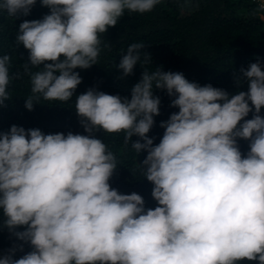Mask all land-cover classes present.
<instances>
[{
	"label": "clouds",
	"instance_id": "clouds-1",
	"mask_svg": "<svg viewBox=\"0 0 264 264\" xmlns=\"http://www.w3.org/2000/svg\"><path fill=\"white\" fill-rule=\"evenodd\" d=\"M39 2L49 14L24 20L15 38L29 52L21 66L30 77L28 111L41 99L69 102L82 83L75 70L96 65L111 47L102 35L125 10L148 13L161 0ZM36 3L0 0V13L27 17ZM143 47L133 43L122 55L121 79L141 62ZM11 60L0 55V108L11 100L9 84L21 78L10 74ZM143 63L151 64L149 54ZM240 71L236 83L246 80L247 91L230 95L179 72L145 69L130 98L95 88L75 97L87 135L16 125L0 132V229L20 242L0 264H264V64ZM154 90L166 91L178 109L160 123L155 145L148 134L161 99ZM97 131L123 133V148L147 153L138 166L153 185L154 209L141 195L111 187L119 162ZM239 141L248 142L246 153ZM25 244L31 251L15 258Z\"/></svg>",
	"mask_w": 264,
	"mask_h": 264
},
{
	"label": "trees",
	"instance_id": "trees-1",
	"mask_svg": "<svg viewBox=\"0 0 264 264\" xmlns=\"http://www.w3.org/2000/svg\"><path fill=\"white\" fill-rule=\"evenodd\" d=\"M259 0H161L151 11L144 14L125 10L117 25L109 28L101 39L111 47L102 50L98 63L89 69H76L82 78L73 98L66 103L49 102L41 99L32 111L25 108V98L31 94L30 77L23 74V63L28 61L29 52L23 45L16 44L19 24L24 20L42 19L49 9L42 7L39 0L27 17H10L0 13V55L11 56L10 74L21 73L8 86L11 100L0 108V132H7L12 125L28 129H39L44 134L69 132L87 135L81 127L75 112V97L88 89L121 97H129L132 87L139 82L145 69L182 73L190 82L199 85L211 84L226 90L230 95L247 91V81L238 86L236 79L242 76L241 69L259 60L264 64V13L253 14L259 7ZM144 45L141 62L133 73L123 76L118 65L127 48L133 44ZM151 56V64L143 63L144 55ZM41 67H43L41 65ZM37 69L33 68L32 71ZM161 99L160 115L154 117L155 124L149 132L154 145L160 142L164 129L159 125L167 121L178 109L170 107L171 99L166 91L154 90ZM264 116V109L261 110ZM252 113L246 119H251ZM96 138L107 143L117 156L118 169L110 184L122 194L133 192L141 195L145 208H155L152 198L153 185L144 179L139 171L147 153L139 155L130 147L123 148V133L109 136L102 131L95 132ZM133 141L139 137H133ZM242 153L248 151V142L239 141ZM3 218L0 216V223ZM22 231L23 229H17ZM20 243L6 228L0 229V255L6 254L13 244ZM31 251L24 245V251L16 252L19 258ZM243 264H249L245 261Z\"/></svg>",
	"mask_w": 264,
	"mask_h": 264
},
{
	"label": "built area",
	"instance_id": "built-area-1",
	"mask_svg": "<svg viewBox=\"0 0 264 264\" xmlns=\"http://www.w3.org/2000/svg\"><path fill=\"white\" fill-rule=\"evenodd\" d=\"M260 1V0H259Z\"/></svg>",
	"mask_w": 264,
	"mask_h": 264
}]
</instances>
